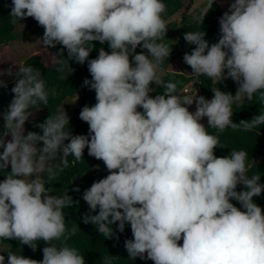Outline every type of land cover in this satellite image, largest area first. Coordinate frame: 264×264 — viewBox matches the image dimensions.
Returning <instances> with one entry per match:
<instances>
[{"label":"clouds","instance_id":"obj_1","mask_svg":"<svg viewBox=\"0 0 264 264\" xmlns=\"http://www.w3.org/2000/svg\"><path fill=\"white\" fill-rule=\"evenodd\" d=\"M215 2L207 0L197 17L200 24ZM9 7L10 23L31 17L44 28L38 42L48 49L61 46L55 61L60 79L66 78L65 67L73 71L69 61L87 62L91 80L85 78L82 87L94 90L96 103L79 113L89 126L87 135L73 134L64 108L35 125L42 135L25 134L29 108L47 106L49 94L57 92L46 90L34 66L7 71L16 79L0 134V172L5 175L0 181V240H18L33 251L40 240L47 245L41 261L8 252L7 264H86L84 255L67 243L78 226L66 227L64 210L79 200L46 187L69 167V156L74 165L86 148L109 174L83 191L89 207L83 223L117 240L112 226L123 233L130 224L132 239L124 241L129 259L264 264V209L253 200L264 192L260 175H247L244 150L217 157L219 135L208 131L264 125V111L238 124L232 120L233 104L257 96L264 104V0H233L219 18L216 43L210 44L203 31L184 34L195 45L183 57L192 75L238 85L235 95L212 88L211 99L178 93L177 83L158 74L172 51L161 42L168 30L163 0H12ZM94 41L107 43L110 52L101 47L89 59ZM138 46L147 54L136 53ZM153 82L163 87L155 97L150 95ZM0 87L7 84L0 80ZM194 103L195 111H189ZM205 118L207 126L201 122ZM40 142L43 146L37 147ZM114 258L104 257V264ZM0 264H5L4 255Z\"/></svg>","mask_w":264,"mask_h":264},{"label":"trees","instance_id":"obj_2","mask_svg":"<svg viewBox=\"0 0 264 264\" xmlns=\"http://www.w3.org/2000/svg\"><path fill=\"white\" fill-rule=\"evenodd\" d=\"M163 2L167 6L164 19L167 21L168 30L161 42L167 44L172 51L170 57L160 65L158 74L162 75L165 82L172 81L177 83L178 93H183L186 87L193 85L198 88L200 96H204L206 99L213 97L211 89L217 87L221 91L230 92L235 95L238 85L233 80L227 79L218 84L203 75L197 77L192 75L191 67L183 62L184 54H190L195 47V45H190L184 40V34L186 32L203 31L206 33L204 38L210 44L218 42V21L226 10L216 1L206 14L202 24H200L197 17L201 11H197L195 16L184 17L181 21L172 20L182 9V0H163ZM11 3L12 0H0V73H3L0 75V80H3L7 84V88L0 87V134L4 131L3 113L7 110L10 101L13 99L14 94L11 93L10 89L14 86L16 79L15 76H12L9 81H5L4 78L7 76L9 69L17 71L18 67L23 65L34 66L42 73V77L46 83V90L55 88L57 92L55 97L49 94L47 106L37 105L35 108H29L28 111L32 115L29 116L24 125L25 134L28 131H34L42 135V130L35 127V125L42 123L50 115L55 116L62 108L66 111L69 104L73 100L78 99L76 107L69 115V127L74 135H87L89 126L86 122L80 120L79 113L85 105L92 106L96 103L94 90L82 87L85 78L91 80L87 62L81 65L76 63L75 60L69 61V65L73 71L65 67L63 75L66 78L60 79L61 73L57 71L55 61L57 58L56 53L61 46L57 45L55 48H47L48 53H33L20 63L19 56L12 49L10 43L23 39L22 27L36 21L29 17L20 22L18 21L15 25L10 23L11 18L9 17V13L11 8L9 5ZM93 44L95 47L90 53L89 59L96 58L101 47L105 51L110 52L107 43L101 45L98 41H94ZM142 51L147 54L146 49L138 46L136 53ZM64 57L67 58L66 50L64 51ZM176 62L181 65V70L176 71L171 69V66ZM150 87L154 89L150 93L152 97L163 92V87H158L154 82ZM138 110L142 111V109ZM189 111H192L191 106L189 107ZM260 111H264V104H261L257 96L251 102L245 100L244 102L233 104L234 113L232 120L238 124L241 120H250L252 117L259 115ZM205 125L207 126V123ZM208 131L219 135L220 147L215 149L217 157H226L230 154L231 150L246 151L248 153L247 175L249 177L254 174L260 175L259 183L264 185V125L250 131H244L242 128L237 130L227 128L222 133L212 128H209ZM7 139H10V136ZM42 146V142L37 145V147ZM73 159L74 157L72 156L68 157L69 167L61 172L57 179L47 181V175L44 174V179L47 181L46 187H52V194L62 196L67 192L74 201L79 200V204H74L72 207L64 210L66 227L71 229L74 226H78L76 234L71 236L67 241L68 245L75 247L84 255L86 264H104V257L108 256L115 257L112 260V264H154L151 260H142L139 257L134 260L129 259L124 241L132 239L130 224H125V231L123 233L118 231L116 224L112 226L115 236L118 237L117 240L115 237L113 239H105L94 225L83 223L82 217L89 212L87 203L82 199L83 191L90 188L93 182L104 178L98 174L99 167L104 165V163L89 156L87 148L84 150L81 161L73 165ZM58 162V160L53 161L54 164ZM8 171H10V168ZM4 179V173L0 172V181ZM76 187H79L80 192L73 191ZM242 190L243 185H238L237 191ZM253 200L264 209V192L260 196L254 197ZM230 202L243 210L238 201L231 200ZM179 243L182 244V240ZM46 246V243L40 240L37 242V249L33 251L28 245H21L15 239L0 240V255L5 256V264H7L8 252L41 261L43 259L42 249Z\"/></svg>","mask_w":264,"mask_h":264},{"label":"rangeland","instance_id":"obj_3","mask_svg":"<svg viewBox=\"0 0 264 264\" xmlns=\"http://www.w3.org/2000/svg\"><path fill=\"white\" fill-rule=\"evenodd\" d=\"M224 10H228V7L233 0H216ZM183 7L179 11V13L172 18V20L181 21L184 17L187 16H195L197 11H201L204 6L207 4V0H182ZM23 39L11 42L10 45L12 49L18 54L20 63L29 55L33 53H48L47 48L42 45V42H38V40L42 39L44 34V28L40 26L37 22H30L26 26L22 27ZM172 70H181V65L176 62L173 66H171ZM12 76H5V81L11 80ZM184 94L192 95V96H200L199 90L197 87L193 85H189L187 87V92H183ZM78 99L73 100L66 112L68 116L73 112L76 107ZM192 111H195V103L191 106ZM202 123H207V118H205ZM98 174L101 177H106L109 173L105 167V165H101L98 170Z\"/></svg>","mask_w":264,"mask_h":264},{"label":"built area","instance_id":"obj_4","mask_svg":"<svg viewBox=\"0 0 264 264\" xmlns=\"http://www.w3.org/2000/svg\"><path fill=\"white\" fill-rule=\"evenodd\" d=\"M185 92H187V87L184 89Z\"/></svg>","mask_w":264,"mask_h":264}]
</instances>
